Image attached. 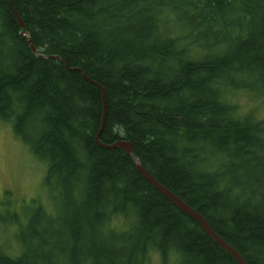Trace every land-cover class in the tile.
<instances>
[{"label": "trees", "instance_id": "1", "mask_svg": "<svg viewBox=\"0 0 264 264\" xmlns=\"http://www.w3.org/2000/svg\"><path fill=\"white\" fill-rule=\"evenodd\" d=\"M93 82L101 142L132 155L96 142ZM230 90L264 95V0H0V121L49 199L23 224L0 211V234L17 228L0 264H238L133 157L264 264V122Z\"/></svg>", "mask_w": 264, "mask_h": 264}, {"label": "rangeland", "instance_id": "2", "mask_svg": "<svg viewBox=\"0 0 264 264\" xmlns=\"http://www.w3.org/2000/svg\"><path fill=\"white\" fill-rule=\"evenodd\" d=\"M224 97L226 102L237 107L239 116L252 114L257 120L264 122L263 94L230 90ZM44 177V164L37 162L25 144L15 137L12 128L0 121V211L18 214L20 223L23 224L26 205L33 202L46 205L49 201ZM16 231V227L11 230L4 227L0 242L8 244L9 249H14ZM14 252L16 251L12 253ZM151 264H159L158 258L153 257Z\"/></svg>", "mask_w": 264, "mask_h": 264}, {"label": "water", "instance_id": "3", "mask_svg": "<svg viewBox=\"0 0 264 264\" xmlns=\"http://www.w3.org/2000/svg\"><path fill=\"white\" fill-rule=\"evenodd\" d=\"M16 13V17L18 20V23L22 29H25V24L22 18L19 17L18 13ZM24 34V31L23 33ZM31 43V41H30ZM33 50L34 47H32ZM101 91L102 95V122H101V128L97 134L96 142L98 145L105 149H121L125 151L127 154L132 155L133 153V144L128 141H117L113 144L107 145L101 142L100 136L102 135L106 119L108 115V106H107V95L104 87L98 83L93 82ZM135 160L136 168L138 172L162 195L167 197L173 205H175L178 209H180L183 213L188 215L189 217L193 218L195 221H197L204 231L216 242L217 245H219L223 250H225L227 253H229L238 264H248L244 257L229 243H227L219 234H217L212 227L209 225L207 220L196 210H194L192 207H190L188 204H186L181 198H179L176 194L168 190L166 187H164L150 172H148L145 168L142 167V165L139 163L138 159L133 157Z\"/></svg>", "mask_w": 264, "mask_h": 264}, {"label": "bare ground", "instance_id": "4", "mask_svg": "<svg viewBox=\"0 0 264 264\" xmlns=\"http://www.w3.org/2000/svg\"><path fill=\"white\" fill-rule=\"evenodd\" d=\"M23 31H24V34H23V35L26 36V31H25V29L22 30V33H23ZM30 41H31V40L29 39L28 43L30 44L31 49H32V47H34V46H33V44H32V41H31V43H30ZM34 49H35V50L32 49V51H33V52H36V48H35V47H34ZM139 163H140V162H139ZM166 198H167V197H166Z\"/></svg>", "mask_w": 264, "mask_h": 264}]
</instances>
